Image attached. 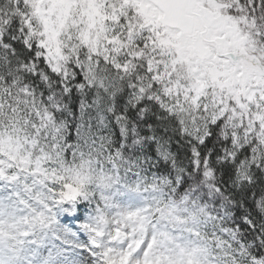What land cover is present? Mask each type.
Wrapping results in <instances>:
<instances>
[{"label":"snow or ice","instance_id":"obj_1","mask_svg":"<svg viewBox=\"0 0 264 264\" xmlns=\"http://www.w3.org/2000/svg\"><path fill=\"white\" fill-rule=\"evenodd\" d=\"M0 264H264V0H0Z\"/></svg>","mask_w":264,"mask_h":264}]
</instances>
